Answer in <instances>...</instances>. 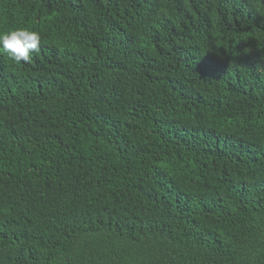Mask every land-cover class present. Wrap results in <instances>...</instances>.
Here are the masks:
<instances>
[{
    "label": "trees",
    "instance_id": "obj_1",
    "mask_svg": "<svg viewBox=\"0 0 264 264\" xmlns=\"http://www.w3.org/2000/svg\"><path fill=\"white\" fill-rule=\"evenodd\" d=\"M0 264H264V0H0Z\"/></svg>",
    "mask_w": 264,
    "mask_h": 264
},
{
    "label": "clouds",
    "instance_id": "obj_2",
    "mask_svg": "<svg viewBox=\"0 0 264 264\" xmlns=\"http://www.w3.org/2000/svg\"><path fill=\"white\" fill-rule=\"evenodd\" d=\"M41 33L27 27L0 31V48L17 64L30 63L41 46Z\"/></svg>",
    "mask_w": 264,
    "mask_h": 264
}]
</instances>
